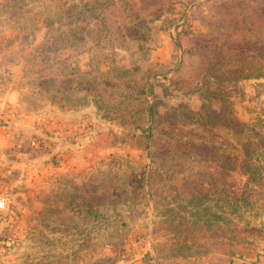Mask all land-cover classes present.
Masks as SVG:
<instances>
[{"label": "rangeland", "instance_id": "obj_1", "mask_svg": "<svg viewBox=\"0 0 264 264\" xmlns=\"http://www.w3.org/2000/svg\"><path fill=\"white\" fill-rule=\"evenodd\" d=\"M113 1L109 17L118 22L109 28L115 38L106 39L103 23L60 22L65 2L0 0V82L14 84L25 111L67 108L81 112L76 120L83 125V147L79 154L71 150L64 169L43 172L34 185L0 184L8 198L0 210V264L259 261L264 184L246 191L254 195L252 209L232 213L225 201L232 189L242 195L247 177L239 168L230 173L225 157L240 146L220 128L205 134L219 155L206 156L190 142L203 137L190 112L221 107L200 89L207 73L225 68L217 62L227 60L233 46L223 34L251 15L229 18L241 11L237 4L255 0ZM95 28L100 37L87 33ZM252 29L251 50L244 52L256 55L259 30ZM41 77L75 89L58 94L39 86ZM241 93L224 95L254 141L264 140V83H243ZM203 193L210 194L208 202ZM218 200L219 208L211 209Z\"/></svg>", "mask_w": 264, "mask_h": 264}, {"label": "trees", "instance_id": "obj_2", "mask_svg": "<svg viewBox=\"0 0 264 264\" xmlns=\"http://www.w3.org/2000/svg\"><path fill=\"white\" fill-rule=\"evenodd\" d=\"M40 0H16L17 3L23 5H27L29 2H35ZM58 2V5H62L63 2L66 3V8L60 7L58 11V19L60 22L65 18L66 21H71L73 24L78 25L82 21H93V25L95 26L98 23H103L107 27V30L104 28L102 32H106L103 37L108 39H114V31H112L110 26L114 23L118 22L109 16L112 13V9L117 6L113 0H102L106 4L104 6L98 4V0H94L93 2H85L83 0L73 2L72 1H63V0H55ZM97 1V2H96ZM239 0H235V3ZM234 1L230 0L227 3H233ZM237 6L241 10L240 12H235V15L230 17V20H237L236 18H245L250 14L251 16L245 18L246 22H242L239 26H236L230 33L223 34V40L228 42V45H232L233 48H230L228 51L227 60H223L222 62L218 61L217 64H223L225 68L217 67L213 72L207 73L205 75L206 82L200 92L202 96L209 101L218 100L219 104H221L220 108H212L205 109L206 112H193L192 114V122L191 124L195 126L196 131H202V136L196 140L190 141L196 149H200L201 153L204 151L206 156H210V153L215 155H219L221 151L220 147L216 143L213 138L205 136V134L210 133V129H212L213 134L215 135V130L217 128L224 129L227 131L228 137L231 140L236 141V144L240 146V150L234 146L230 149L231 153L226 154V160L230 166L229 172H233L236 169H240L243 176L247 177V183L244 185V189L242 195L238 196L236 192V188L230 191L232 196H228L229 201H225V204L231 209L232 213L240 212L241 207L245 209H252L254 206V202L252 201V197L254 196L252 193H248L246 191H254L255 184H264V140L260 139L254 141L253 130L249 128V126L241 121L237 115L233 105V102L225 97L224 94H227L230 90L236 91V93H241V84L244 81L254 80L255 87L259 85H263L264 83V0H255V3H242V5L237 4ZM231 8H233L231 6ZM234 9H232L233 11ZM253 14V15H252ZM256 17V19H254ZM110 21V22H109ZM49 20L47 21V23ZM49 22V26H51ZM257 26L259 30L258 37V53L253 55L251 53H246V49L251 50L248 45L251 44V36L249 33L252 32V27ZM118 28H122L121 25H117ZM76 32V31H75ZM80 33V31L76 32ZM91 35H98L100 37L101 34L95 29L89 30L87 32ZM256 40V41H257ZM50 43V41H49ZM175 43L178 47H180V42L175 40ZM247 47H244L243 45ZM41 48V47H40ZM39 48V49H40ZM49 54L52 53V49L46 50ZM226 54V52H225ZM222 57V56H221ZM49 59V58H48ZM225 62V63H224ZM232 64V65H231ZM229 65L231 67L226 68ZM56 82L55 77H41L39 79V86H45L46 88H51L55 90V92L66 93L71 92L75 88H68L64 84L58 87L59 85H54ZM151 88V87H150ZM204 99V100H205ZM97 101V99H96ZM96 101H93L96 104ZM209 106V105H208ZM205 107V105H204ZM212 107V106H209ZM151 117L154 116L152 110H150ZM211 127V128H210ZM264 130V125L261 126ZM198 131V132H199ZM264 134V133H262ZM212 135L211 137H213ZM256 135V134H255ZM208 138V142L206 141ZM173 142V141H172ZM231 145V143H229ZM193 150L192 152L197 153V150ZM204 150V151H203ZM239 151L240 154H237ZM214 156V155H213ZM231 187H234L232 185ZM206 196L205 201H209V193H203ZM264 197V195H263ZM258 199L257 201H260ZM221 201H216L213 206L211 205V209L214 207L219 208ZM205 205L203 208H206ZM209 208V207H208ZM211 209L206 210L207 213L210 212ZM211 214V213H210ZM217 218V217H216Z\"/></svg>", "mask_w": 264, "mask_h": 264}, {"label": "crops", "instance_id": "obj_3", "mask_svg": "<svg viewBox=\"0 0 264 264\" xmlns=\"http://www.w3.org/2000/svg\"><path fill=\"white\" fill-rule=\"evenodd\" d=\"M255 82L244 81L251 85ZM14 87L13 83L0 82V184L5 185L10 179L12 186L25 181L34 185L44 178L43 172L57 173L64 169L63 161L71 150L79 154L83 147V125L76 118L81 112L75 114L50 105L27 112L20 102V92ZM35 141L37 144H33ZM239 264H264V257Z\"/></svg>", "mask_w": 264, "mask_h": 264}, {"label": "built area", "instance_id": "obj_4", "mask_svg": "<svg viewBox=\"0 0 264 264\" xmlns=\"http://www.w3.org/2000/svg\"><path fill=\"white\" fill-rule=\"evenodd\" d=\"M33 144H37V142L35 141ZM0 202L3 203V207H0V210H2L5 208L6 204L8 203V198L3 195H0Z\"/></svg>", "mask_w": 264, "mask_h": 264}, {"label": "water", "instance_id": "obj_5", "mask_svg": "<svg viewBox=\"0 0 264 264\" xmlns=\"http://www.w3.org/2000/svg\"><path fill=\"white\" fill-rule=\"evenodd\" d=\"M89 113H94V109L92 107H90V109L88 110ZM97 118V116H96Z\"/></svg>", "mask_w": 264, "mask_h": 264}, {"label": "clouds", "instance_id": "obj_6", "mask_svg": "<svg viewBox=\"0 0 264 264\" xmlns=\"http://www.w3.org/2000/svg\"><path fill=\"white\" fill-rule=\"evenodd\" d=\"M0 207H3V203L2 202H0Z\"/></svg>", "mask_w": 264, "mask_h": 264}]
</instances>
